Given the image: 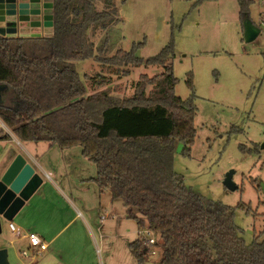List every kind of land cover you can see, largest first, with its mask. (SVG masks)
<instances>
[{
	"label": "rangeland",
	"instance_id": "obj_1",
	"mask_svg": "<svg viewBox=\"0 0 264 264\" xmlns=\"http://www.w3.org/2000/svg\"><path fill=\"white\" fill-rule=\"evenodd\" d=\"M106 6L105 0L97 1L98 10ZM112 7L119 21L107 30L89 29V39L99 54L108 58L119 49L137 48V55L148 58L172 44L174 55L167 63L178 78L174 92L184 99L193 98L197 107L195 143L189 153L184 152L183 142L177 144L174 169L206 199L228 205L243 201L264 212V204H260L264 195L258 189L264 182V0L246 3V14L260 29L252 41L244 38L240 0H114ZM107 39L109 47L101 53L99 47ZM75 64L88 94L107 89L120 101L134 96L143 74L153 77L164 71L161 65L101 63L93 57ZM153 88L149 86L148 92ZM13 95L12 90H0L5 104H12ZM5 133L10 138L0 139V170L10 156L21 153L35 170H60L91 208L87 212L82 208L89 217V235L83 233L78 243L62 251L65 260L58 264H161L154 245L148 260H137L130 243L138 237L156 238V234L128 217L122 199L113 198L109 189L100 190L93 180L97 166L81 146L62 148L49 141H22L0 118V135ZM229 171L238 185L233 190L224 184ZM46 194L48 198H44ZM51 196L53 189L42 183L29 199V207L48 208ZM29 207L20 215L28 221L32 217ZM81 220L69 224L65 235ZM235 222L247 242L253 241L255 230L264 228L262 216L255 218L243 209H237ZM0 248L8 250L10 264H45L51 256L47 250L35 253L7 220L3 221Z\"/></svg>",
	"mask_w": 264,
	"mask_h": 264
},
{
	"label": "trees",
	"instance_id": "obj_2",
	"mask_svg": "<svg viewBox=\"0 0 264 264\" xmlns=\"http://www.w3.org/2000/svg\"><path fill=\"white\" fill-rule=\"evenodd\" d=\"M97 1L53 0L50 36L0 35V86L14 94L9 105L0 96V118L22 141L81 146L97 166L100 189L122 199L128 217L156 234L158 263L264 264V228L247 242L235 222L237 209L255 218H264V212L243 201L228 205L206 199L174 169L177 144L183 142L189 153L195 143L197 107L193 98L174 92L178 78L167 63L172 44L148 58L137 55V48L102 57L89 29L107 30L119 20L114 0H105L103 10ZM240 1L244 18L249 0ZM108 47L109 39L99 51ZM92 57L101 63L161 65L164 71L143 74L134 96L120 101L107 89L87 93L75 61ZM152 246L142 237L130 243L140 263L154 252Z\"/></svg>",
	"mask_w": 264,
	"mask_h": 264
},
{
	"label": "crops",
	"instance_id": "obj_3",
	"mask_svg": "<svg viewBox=\"0 0 264 264\" xmlns=\"http://www.w3.org/2000/svg\"><path fill=\"white\" fill-rule=\"evenodd\" d=\"M48 3H53V0H48ZM53 22V5L43 8L41 25V34L43 36H50L53 34L51 30L53 29ZM19 36L22 35L19 34ZM16 154L17 153L15 152L13 156L8 158L5 168L0 170V175ZM31 158L36 160L34 156ZM36 171L43 177L42 183L44 185L49 184L53 189V196L50 198V205L48 208L44 205H40L32 209L29 207L32 206V201L27 200L23 208L16 214L10 223H16L15 226L19 229V233L16 234L22 240L29 241L30 247L35 253H41L46 250L49 251L48 253L51 256H49L48 261L45 264H58L65 260L62 251L68 250L73 244L76 242L78 243L83 236V233L86 234V236L89 235V217L85 216L82 208L86 209V212L91 208L86 204L82 198L83 196L76 192V189H74V183L70 182V180L67 181L60 170ZM81 172L82 180H85L84 170H81ZM95 177H93V180H95ZM100 190L103 191L105 189ZM44 198H48L47 194L44 195ZM27 206L29 207V215H32L29 221L20 216L23 213V209ZM49 208L51 209L50 211H48ZM64 211H68V213L63 215L62 212ZM50 212H54V214H51ZM80 218H82L80 224L69 230L68 235H65V228L70 229L69 224ZM30 233L38 234L43 242L48 244V247L41 250L40 247L33 246L28 236ZM23 253L26 254L25 251H23Z\"/></svg>",
	"mask_w": 264,
	"mask_h": 264
},
{
	"label": "water",
	"instance_id": "obj_4",
	"mask_svg": "<svg viewBox=\"0 0 264 264\" xmlns=\"http://www.w3.org/2000/svg\"><path fill=\"white\" fill-rule=\"evenodd\" d=\"M53 3L48 0H0V35L6 37L42 36V10ZM54 23V22H53ZM244 38L254 40L260 33L249 15L243 19ZM3 87L0 86V90ZM232 171L225 177L224 184L230 189L238 185ZM43 182V177L33 168L26 157L17 153L0 175V235L3 221H12ZM264 195V182L261 184ZM0 264H10L6 248H0Z\"/></svg>",
	"mask_w": 264,
	"mask_h": 264
},
{
	"label": "built area",
	"instance_id": "obj_5",
	"mask_svg": "<svg viewBox=\"0 0 264 264\" xmlns=\"http://www.w3.org/2000/svg\"><path fill=\"white\" fill-rule=\"evenodd\" d=\"M10 226L15 233H17V234L19 233V229L15 226V224L13 222L10 223ZM28 236H29L33 246L40 247L41 250L46 249L48 247V244L43 242L42 238L38 234L30 233ZM145 242L148 245H154L156 243V238L154 236H151L150 238L145 239Z\"/></svg>",
	"mask_w": 264,
	"mask_h": 264
}]
</instances>
